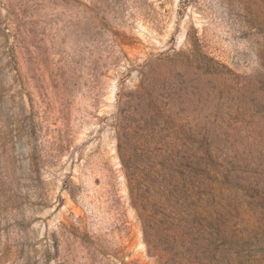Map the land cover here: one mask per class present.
Wrapping results in <instances>:
<instances>
[{
    "label": "rangeland",
    "instance_id": "obj_1",
    "mask_svg": "<svg viewBox=\"0 0 264 264\" xmlns=\"http://www.w3.org/2000/svg\"><path fill=\"white\" fill-rule=\"evenodd\" d=\"M0 264H264V0H0Z\"/></svg>",
    "mask_w": 264,
    "mask_h": 264
},
{
    "label": "trees",
    "instance_id": "obj_2",
    "mask_svg": "<svg viewBox=\"0 0 264 264\" xmlns=\"http://www.w3.org/2000/svg\"><path fill=\"white\" fill-rule=\"evenodd\" d=\"M114 124L117 126L116 121H114ZM126 129H127V126H126ZM128 135H129L128 133H124L122 135H119V133H117L116 148H117L118 156H119L121 165L126 172L128 181H130L131 183V180L135 179V177H137L139 173L143 174V178H142V181H143L145 178L148 177V175L157 173L155 170L156 165L153 164L141 170L136 166L135 158L132 156H127L126 154V151H127L126 147L131 143V139H132V136H128ZM130 193H131V190H130ZM144 197L145 196L139 195L137 201H143ZM134 206L137 208V210L139 209L138 202L134 203ZM140 207L142 208L143 212L147 210V208L144 205H141ZM140 217L142 218L141 214H140Z\"/></svg>",
    "mask_w": 264,
    "mask_h": 264
}]
</instances>
